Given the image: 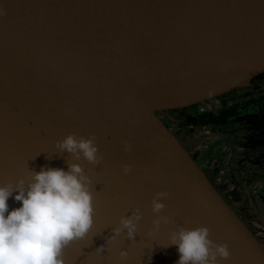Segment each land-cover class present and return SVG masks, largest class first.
Returning <instances> with one entry per match:
<instances>
[{
	"label": "water",
	"instance_id": "95a60500",
	"mask_svg": "<svg viewBox=\"0 0 264 264\" xmlns=\"http://www.w3.org/2000/svg\"><path fill=\"white\" fill-rule=\"evenodd\" d=\"M0 10V185L67 171L55 144L70 133H94L104 157L72 161L92 178L94 223L63 250L65 264H122L121 250L123 264H175L177 247L161 246L178 225L227 243L221 264H264V245L156 115L264 72V0H0ZM160 191L169 193L161 215L175 223L149 236ZM14 195L9 211L21 206ZM135 208V240L105 244Z\"/></svg>",
	"mask_w": 264,
	"mask_h": 264
},
{
	"label": "clouds",
	"instance_id": "9594fccd",
	"mask_svg": "<svg viewBox=\"0 0 264 264\" xmlns=\"http://www.w3.org/2000/svg\"><path fill=\"white\" fill-rule=\"evenodd\" d=\"M5 14L0 10V15ZM124 151L132 150V145L124 142ZM58 152H67L68 170L63 168H42L39 172L29 170L26 181L21 178L13 183L0 185V264H65L63 250L71 243L88 237L93 227V181L79 163L81 159L92 165H99L104 157L98 155L96 136L87 137L70 133L62 141H57ZM125 175L132 171L129 164L122 165ZM15 193V195H14ZM19 208L9 211L8 200L13 197ZM169 193L160 191L151 200V210L155 216L148 235L159 232L161 223H175L169 216L161 215ZM143 219L140 208L131 215L121 216L119 226L105 244L126 233L127 240H135L139 222ZM211 231L206 226L188 229L177 226L171 231L169 243L164 248L175 245L180 254L175 264H221L231 258L227 243L217 244L210 239ZM105 244L97 247V254L106 251ZM128 252L121 250L119 258L127 259Z\"/></svg>",
	"mask_w": 264,
	"mask_h": 264
},
{
	"label": "rangeland",
	"instance_id": "374dc122",
	"mask_svg": "<svg viewBox=\"0 0 264 264\" xmlns=\"http://www.w3.org/2000/svg\"><path fill=\"white\" fill-rule=\"evenodd\" d=\"M261 91H232V96L228 98V104L236 107L241 105L249 106L252 102L248 99V96L251 94L258 95ZM184 109L192 111L196 109V104ZM255 110L256 108L253 107H246L241 110V113L232 121L238 126L245 125V127L234 134L237 126H231L230 130H226L230 132L228 137H225L220 130L222 128H219L214 123L196 122L186 118L176 120L173 117H168L166 120L159 111L156 112V115L161 121L163 120L162 122L165 123V126L172 133H177L181 138L185 137L189 146L193 147V149L190 148L191 151H199L197 165L200 168L202 167V171L222 196L226 199L228 198L230 204L236 205L239 209L232 205L231 208L238 215L239 213L247 214L248 210H252V212H255L253 217L256 218L251 220L252 223L263 229L264 166H260L259 162L264 161V157L260 158L258 156L256 161L253 162L250 158L248 159L247 156L249 154L244 152L250 147L251 143L255 145H262V143L259 144L261 141L256 143L255 141L249 142L245 139L247 124H240V122H244L243 119L245 117H252ZM257 148L259 149L260 146H257ZM234 162H236V165H234ZM246 172L252 173V175L245 177L244 173ZM242 221L250 230L247 220L242 219ZM253 231L257 235L254 236L261 241L258 237L261 234V230L258 232V230L253 228ZM261 244L264 245V242L261 241Z\"/></svg>",
	"mask_w": 264,
	"mask_h": 264
},
{
	"label": "flooded vegetation",
	"instance_id": "af4514ba",
	"mask_svg": "<svg viewBox=\"0 0 264 264\" xmlns=\"http://www.w3.org/2000/svg\"><path fill=\"white\" fill-rule=\"evenodd\" d=\"M245 90L246 91L247 90H251V91L262 90V91L258 95L251 94L250 96H248V99H250L251 102H252L249 106L248 105H241V106H237L236 107L234 105L228 104L229 103L228 98L232 96L231 95L232 91H245ZM208 102H210V103H220V109L223 110V113H224L223 118L218 123L211 122V121H209L208 123H214L217 126H219V128H222L220 130L223 132V135L225 137L230 136V132H227L226 130H230L231 126H237L236 127V131H234V134H236L235 132L238 133V131H241V130L244 129L245 125L244 126L243 125L242 126H238V125H236L234 123V121H232V119H234L238 114L241 113V110L245 109L246 107L256 108V110L254 111L252 117H245L243 119L244 122H240V124H247V131H246L245 139H247L249 142L255 141V143H256L257 141L258 142L261 141L259 144L262 143V145H255V144L251 143L250 147L247 150H244L245 154L246 153L249 154L247 156L248 159L250 158L253 162H255L256 158L258 156L260 158H263L264 157V78L259 79L258 77L257 78L255 77L247 85H245L243 87L236 88L235 90H231L229 92H226L224 94L216 96V97H214L212 99H209ZM159 112L162 115V117H164V119H166V120H167L168 117H171L174 114V112H172L170 110H162V111H159ZM173 134L177 137L179 142L187 150V152L192 156V158L196 162H198L197 157L199 155V151L198 150H195V151L192 150L191 151L190 150L191 146H189V144L186 142L185 137L181 138V137L178 136L177 133H173ZM257 146H260V148L258 149ZM191 149H193V147ZM262 149H263V151L260 152V150H262ZM257 151H258V153H257ZM234 163H235L234 165H236V162H234ZM259 164H260V166H264V161H260ZM249 175H252V173H247V172L244 173L245 177H247ZM243 179H245V178H243ZM224 199H225V201L227 200V203L230 205V207L235 206L236 209H239L236 205L230 204V201H229L228 198L227 199L224 198ZM254 213L255 212H252V210H248L247 214L239 213V216L243 220H247L248 225L250 227V231L255 236H257V235L254 233L253 228L255 230H258V232H260V230H261V234H259L260 236H258V237L260 238L261 241L264 242V228L260 229L259 226L254 225L252 223V221H251L253 219H256L255 217H253ZM262 221L264 222V218H263Z\"/></svg>",
	"mask_w": 264,
	"mask_h": 264
},
{
	"label": "trees",
	"instance_id": "16d2710c",
	"mask_svg": "<svg viewBox=\"0 0 264 264\" xmlns=\"http://www.w3.org/2000/svg\"><path fill=\"white\" fill-rule=\"evenodd\" d=\"M257 77L259 79L264 78V72L257 75L256 78ZM204 104L207 106V109L201 114L196 113L197 104H196V109H193L192 111L185 110L184 108L167 109V110L174 112V114L171 117L175 118L176 120L186 118V119H192L193 121L196 122H203V123L209 121L215 123L220 122L224 115L223 110L220 109V103H210L208 102V100H206L204 101Z\"/></svg>",
	"mask_w": 264,
	"mask_h": 264
},
{
	"label": "built area",
	"instance_id": "2783aa9c",
	"mask_svg": "<svg viewBox=\"0 0 264 264\" xmlns=\"http://www.w3.org/2000/svg\"><path fill=\"white\" fill-rule=\"evenodd\" d=\"M206 109H207V106L204 104V102H200V103L197 104V110H196V113H197V114H201V113H203Z\"/></svg>",
	"mask_w": 264,
	"mask_h": 264
}]
</instances>
